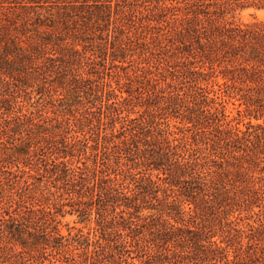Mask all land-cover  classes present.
I'll return each mask as SVG.
<instances>
[{"label": "trees", "instance_id": "1", "mask_svg": "<svg viewBox=\"0 0 264 264\" xmlns=\"http://www.w3.org/2000/svg\"><path fill=\"white\" fill-rule=\"evenodd\" d=\"M246 8L264 0H0V264H264Z\"/></svg>", "mask_w": 264, "mask_h": 264}, {"label": "rangeland", "instance_id": "2", "mask_svg": "<svg viewBox=\"0 0 264 264\" xmlns=\"http://www.w3.org/2000/svg\"><path fill=\"white\" fill-rule=\"evenodd\" d=\"M253 16L256 18H264V9L254 10L253 8H246L242 10H238L236 12V17L241 21H251L253 20ZM231 105H228V110L231 109ZM82 224L75 222L74 215L66 214L64 217L60 219L59 229L63 234H66L69 230L73 231V227H80Z\"/></svg>", "mask_w": 264, "mask_h": 264}]
</instances>
